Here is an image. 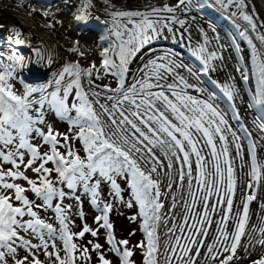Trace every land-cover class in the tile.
<instances>
[{
  "label": "snow or ice",
  "instance_id": "snow-or-ice-1",
  "mask_svg": "<svg viewBox=\"0 0 264 264\" xmlns=\"http://www.w3.org/2000/svg\"><path fill=\"white\" fill-rule=\"evenodd\" d=\"M248 6L16 0L31 23H0V264H137V252L142 264H264V215L250 212L264 186V21ZM217 8L227 42L193 14ZM117 205L138 207L135 244V230L116 237Z\"/></svg>",
  "mask_w": 264,
  "mask_h": 264
},
{
  "label": "bare ground",
  "instance_id": "bare-ground-1",
  "mask_svg": "<svg viewBox=\"0 0 264 264\" xmlns=\"http://www.w3.org/2000/svg\"><path fill=\"white\" fill-rule=\"evenodd\" d=\"M122 0H118V3H121ZM147 0H127V6L128 7H137L140 6L144 3H146ZM163 0H152V3H162ZM174 2V0H173ZM255 4H256V9L257 11L261 14L263 20H264V0H255ZM194 15H198V18L203 17V19L200 20V23L202 24V26L207 27V21L209 18H213L215 19L218 24H222L223 27L219 28L221 37L224 38L223 42H227V37L225 36L226 32L229 31H234V29L231 28L230 22L227 20L222 19V16L224 15V13L220 12L218 9H207L205 12L196 14L193 13ZM17 18V19H16ZM23 21L26 24L31 23L30 20H28V17L24 14L23 11L16 9V1H9V0H0V22L6 25H10V24H14L17 22ZM7 35V33H6ZM74 35V34H73ZM209 35H211V33H209ZM161 45H164L165 47H177L176 45H174L172 43L171 40L169 41H164V42H158ZM241 43V49H242V54L245 55V57L249 60L250 62V55H251V51L250 48L248 47L247 43L245 41H240ZM185 54H186V50ZM225 56L226 58L228 56H232L235 57L236 53L234 50H229L227 52H225ZM228 64H229V68L227 71H231L232 68H234L235 66V61L234 60H228ZM136 65H133V67L135 68ZM237 78L239 77V74L236 73ZM214 78L218 79V80H225L226 79V75L225 72H218L216 74H214ZM223 107V105H222ZM241 115L245 116V112L244 109L241 108ZM251 119V114H249L246 117V122H250ZM230 123L233 124L234 127H237L236 122L235 121H230ZM250 126V124H249ZM253 135L255 136V133H253ZM244 144H245V152L247 151V140H244ZM259 151V150H258ZM262 156H264V153H261ZM245 159H249V157L246 155ZM237 163H239V161H237ZM239 196V193H238ZM264 202V186H262V189L260 192H258L257 194V200L253 201L250 204V212H251V222L252 223H257V213H260L261 215H264V213H261L260 210V203ZM166 203L170 204V200L167 201ZM163 231V229H162Z\"/></svg>",
  "mask_w": 264,
  "mask_h": 264
},
{
  "label": "rangeland",
  "instance_id": "rangeland-1",
  "mask_svg": "<svg viewBox=\"0 0 264 264\" xmlns=\"http://www.w3.org/2000/svg\"><path fill=\"white\" fill-rule=\"evenodd\" d=\"M9 1H16V0H9ZM59 0H51V3L56 4L58 3ZM248 11L250 14H253L255 17L258 18V21H264L261 14L257 11L256 9V4H255V0H248ZM218 9V8H217ZM219 10V9H218ZM254 10V11H253ZM220 12H222L221 10H219ZM223 13V12H222ZM17 19V18H16ZM1 23V22H0ZM1 36L0 39H3V37L6 36V32H2L0 31ZM164 42V41H161ZM154 46L157 49L160 48H167L164 45H161L160 43H155ZM249 47V46H248ZM63 127V126H61ZM127 195L125 196V199H127ZM67 203V201H66ZM75 211V209H74ZM138 211V207L134 206L133 208L129 209L123 205H117L116 207H114L113 212L110 216V219L112 221V223L114 224L115 227V234L117 239H123V238H128V235L131 231L135 230L136 231V235L131 237V244H135L138 240H141L144 238L143 236V232L140 229V221H131L129 219V217L135 215ZM84 212H85V218H86V222L89 224L90 227H98V225H96V223L94 222V217L95 215H98L99 213L90 205V203L88 202L87 198H84ZM49 216V222L53 223L55 227H59L58 223L55 221L54 217L52 216L51 213L47 214ZM74 219L76 220V224L77 225H81V221L80 219L74 217ZM80 228H74V231H79ZM85 242L87 240L90 239H94L93 237L90 236V234H86L85 236ZM39 241L36 240L35 238H33V243H38ZM99 242L101 244H105V230L101 229L100 230V237H99ZM105 248H107V245L105 244ZM109 257L111 259H113L114 264H118V260L111 254H108ZM40 258L43 260L44 257L41 254ZM137 261V264H142L141 262V256L139 254V252H137L136 256L134 257Z\"/></svg>",
  "mask_w": 264,
  "mask_h": 264
},
{
  "label": "water",
  "instance_id": "water-1",
  "mask_svg": "<svg viewBox=\"0 0 264 264\" xmlns=\"http://www.w3.org/2000/svg\"><path fill=\"white\" fill-rule=\"evenodd\" d=\"M0 36H1V33H0Z\"/></svg>",
  "mask_w": 264,
  "mask_h": 264
}]
</instances>
